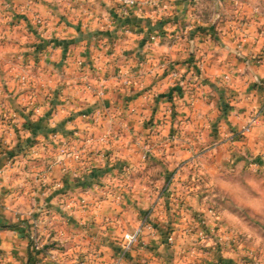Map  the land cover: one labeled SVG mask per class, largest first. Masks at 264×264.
Returning <instances> with one entry per match:
<instances>
[{
  "label": "crops",
  "instance_id": "obj_1",
  "mask_svg": "<svg viewBox=\"0 0 264 264\" xmlns=\"http://www.w3.org/2000/svg\"><path fill=\"white\" fill-rule=\"evenodd\" d=\"M169 1L0 0V264H32L35 221L62 264H108L137 227L126 264H252L171 171L264 150V113L240 128L264 104V0Z\"/></svg>",
  "mask_w": 264,
  "mask_h": 264
},
{
  "label": "rangeland",
  "instance_id": "obj_2",
  "mask_svg": "<svg viewBox=\"0 0 264 264\" xmlns=\"http://www.w3.org/2000/svg\"><path fill=\"white\" fill-rule=\"evenodd\" d=\"M257 113L253 125L261 120L264 104L248 116ZM239 159L229 164L213 158L180 161L171 174L175 169L186 185L198 191L201 203L217 213L222 232L236 236L247 261L264 264V150L248 153L243 161Z\"/></svg>",
  "mask_w": 264,
  "mask_h": 264
},
{
  "label": "built area",
  "instance_id": "obj_3",
  "mask_svg": "<svg viewBox=\"0 0 264 264\" xmlns=\"http://www.w3.org/2000/svg\"><path fill=\"white\" fill-rule=\"evenodd\" d=\"M151 1L157 8L159 9H166L168 8L170 1L169 0H159V1H155V0H149ZM132 0H124V6H123V10L124 12H128L129 10V6L127 3H131ZM35 23H36V27L38 30H41L45 24V21L43 18H41L40 16H37L35 18ZM158 36L157 35H151L150 38L151 39H156ZM18 59L22 58L21 54L17 55ZM162 66H164V63H161ZM152 71V70H151ZM177 73L176 70H172L169 73V76H174ZM27 75L26 74H22L20 76V81L22 84H25L27 82ZM202 85V78L199 74V72H195L193 74V76L190 78V87L193 90H197L201 87ZM191 98H193V96H191ZM258 117V113L257 114H251L250 116L247 117V119L245 120V122L242 124L241 126V130L242 131H248L251 126L257 121ZM174 135H171L170 137L172 138ZM105 135L100 136L99 139L104 140L105 139ZM67 153V154H72L74 155V157H79V153L74 150H66V147L61 146L60 148V153ZM176 175V170L174 169V172H172L171 174ZM37 222H34V227L33 230H31L28 234V240H29V247L31 249L32 255H33V260H32V264H62L61 262H59V260L57 259L56 255H54L51 250L46 246L45 241L43 239L42 236V232L41 230L38 228L37 226ZM205 230L201 229L199 231V234L201 235V237L205 236ZM141 234V228L137 227L133 230L130 231H126L123 233L122 235V240H121V247H120V251H119V255L116 258V260L109 262L108 264H126L125 262V255L126 252L131 248V246L139 241V237ZM167 240L169 242H172L174 240V236L172 234L167 235ZM219 240L223 243V244H227V245H234L237 247H240L239 242L236 239V236L231 233V232H226L223 231L221 232L220 236H219ZM88 258L92 259V260H97L99 259V251L97 249L91 248L89 250V255ZM85 259V258H84ZM81 259V263H83L85 260ZM100 262V261H99ZM255 264H257L255 262Z\"/></svg>",
  "mask_w": 264,
  "mask_h": 264
},
{
  "label": "trees",
  "instance_id": "obj_4",
  "mask_svg": "<svg viewBox=\"0 0 264 264\" xmlns=\"http://www.w3.org/2000/svg\"><path fill=\"white\" fill-rule=\"evenodd\" d=\"M166 21H171V19H168ZM160 22L163 23V20L160 19ZM175 69H176V67L173 64L169 63L162 68V75L165 73H170L172 70H175ZM155 72L157 73L158 71L156 70ZM184 89L188 95H190L192 93L193 89L190 87V79H188V81L185 82Z\"/></svg>",
  "mask_w": 264,
  "mask_h": 264
}]
</instances>
